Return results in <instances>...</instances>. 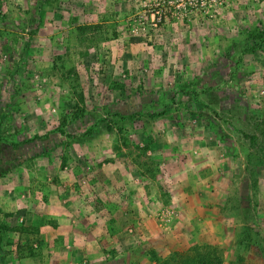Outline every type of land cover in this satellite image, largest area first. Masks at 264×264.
Instances as JSON below:
<instances>
[{
	"label": "rangeland",
	"instance_id": "obj_1",
	"mask_svg": "<svg viewBox=\"0 0 264 264\" xmlns=\"http://www.w3.org/2000/svg\"><path fill=\"white\" fill-rule=\"evenodd\" d=\"M256 2L181 19L143 0H0V193L107 192L110 178L127 189L135 206L109 225L118 254L83 264H264ZM86 130V141L67 135ZM7 204L0 264L31 246L14 230L33 212Z\"/></svg>",
	"mask_w": 264,
	"mask_h": 264
},
{
	"label": "crops",
	"instance_id": "obj_2",
	"mask_svg": "<svg viewBox=\"0 0 264 264\" xmlns=\"http://www.w3.org/2000/svg\"><path fill=\"white\" fill-rule=\"evenodd\" d=\"M256 4L252 11L263 20L264 0ZM176 36L174 34L172 39L176 40ZM135 41L134 38L133 42ZM173 58L175 61L180 60L176 56ZM132 59L138 60L136 57ZM91 173L94 177L98 176L97 170ZM109 182L106 184L107 192H101L97 188L98 184L54 185L47 200L41 199L40 191L37 190L36 195L22 191L20 196L16 192L15 199L8 200L1 190L0 202L6 201L9 210L12 211L11 207H14L16 211L20 208L33 212L30 219L23 216L19 218L21 229L15 232L18 244L25 248L31 245L37 251L34 256H17L8 264H83L87 257L100 258L106 252L105 249L112 247L115 248V254H118L120 237L118 233L111 231L109 225L117 222L120 225L122 210L134 207L135 202L127 189L125 192L128 197L120 196L118 183H113L111 178ZM171 191L173 193L174 190ZM36 202L38 205H35ZM121 227L124 226L121 224ZM125 228L131 231V226Z\"/></svg>",
	"mask_w": 264,
	"mask_h": 264
},
{
	"label": "built area",
	"instance_id": "obj_3",
	"mask_svg": "<svg viewBox=\"0 0 264 264\" xmlns=\"http://www.w3.org/2000/svg\"><path fill=\"white\" fill-rule=\"evenodd\" d=\"M231 0H143V5L160 6L158 10H169L177 18H188L197 14L212 17ZM163 8V9H162ZM157 10V11H158ZM155 23V20H152Z\"/></svg>",
	"mask_w": 264,
	"mask_h": 264
},
{
	"label": "trees",
	"instance_id": "obj_4",
	"mask_svg": "<svg viewBox=\"0 0 264 264\" xmlns=\"http://www.w3.org/2000/svg\"><path fill=\"white\" fill-rule=\"evenodd\" d=\"M252 34H257V33H260V29L257 27V26H254L253 27V30L251 32ZM261 34L263 35V32H261ZM263 38V36H262ZM133 115H130V116H121V119L122 120H130V119H133ZM111 128H107V130H110ZM120 130L122 129V127L119 128ZM62 134H64V132H61ZM69 137H73L75 138L76 140H78L79 142H82V141H86L87 140V137L89 136V133H88V130L80 133L79 135H73V134H67ZM9 228L6 224H4L3 222H0V231H8ZM16 231V230H14ZM29 251L25 252V253H19L18 255L19 256H34L36 254V250H33V247H29ZM0 251L1 248H0ZM24 251V250H23ZM3 255V254H2ZM0 262H4L5 263V259H4V255L0 257ZM7 262V260H6Z\"/></svg>",
	"mask_w": 264,
	"mask_h": 264
}]
</instances>
